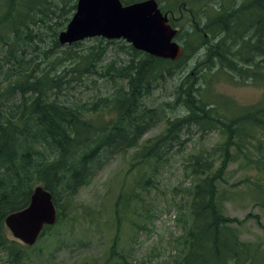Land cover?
<instances>
[{"label":"trees","instance_id":"obj_1","mask_svg":"<svg viewBox=\"0 0 264 264\" xmlns=\"http://www.w3.org/2000/svg\"><path fill=\"white\" fill-rule=\"evenodd\" d=\"M49 1L58 11L54 15L59 23L53 31L55 44H44L40 53L46 60L51 58L52 67L64 56L78 67L81 62L84 72L96 67L88 86L92 94H85L76 79L56 78V70L50 75L38 72L31 66L32 59H17L18 42L30 40L32 27L43 22ZM76 1L0 0V45L8 51L3 61L16 64L9 87L0 89V256L6 257L7 264L22 262V246L6 236L4 219L28 204L36 186L51 194L58 221L78 189L113 155L133 150V166L149 169L165 161L175 146L181 151L195 131L201 135L215 131L221 142L209 151L188 154L185 161L193 181L187 188L189 224L184 228L179 264H260V249L241 242L229 225L234 218L224 216V204L234 193L222 185L228 166L237 163L244 176L240 183L264 198V95L253 105L239 106L209 89L216 75L243 83L249 73L251 82L264 88V0H243L236 8L224 0H204L219 7L210 16L203 13L195 25L192 17L203 0H156L163 13L177 15L182 22L177 26L170 19L178 28L175 39L184 40L175 60L102 38L84 48L82 42L60 45L57 33L69 22ZM184 15L189 19L184 20ZM194 42L206 47L205 57L195 58L189 73L177 77L172 102L159 107L144 103L158 88L156 83L168 82L192 62ZM109 51L113 56L104 61ZM124 56L129 57L120 60ZM239 63L247 68L238 67ZM111 82L117 85L109 94L103 84ZM11 93L18 95V101L9 104ZM69 96H78L80 105L59 101ZM177 106L184 114L168 118L160 135L140 144L148 129L166 117L165 109ZM107 114L114 118L104 121ZM52 227H45L40 236Z\"/></svg>","mask_w":264,"mask_h":264},{"label":"rangeland","instance_id":"obj_2","mask_svg":"<svg viewBox=\"0 0 264 264\" xmlns=\"http://www.w3.org/2000/svg\"><path fill=\"white\" fill-rule=\"evenodd\" d=\"M224 1L236 8L243 0ZM198 5L195 9V17H192V25L199 22L203 13L210 16L219 7L216 2L204 0ZM205 5H208L207 9ZM158 6L160 8V3ZM55 10L49 1V8L44 12L43 22L32 27L30 40L21 39L18 42L17 59H32L31 66H34L38 72H46L50 75L56 70L58 73L56 78L60 77L67 81L76 79L73 81L79 83L85 94H92L94 90L88 86L95 77L96 67L91 65L89 68L91 71L87 72L84 69V72L81 62L78 67L66 56L52 67L51 58L46 60L47 56H42L40 53L44 44L48 46L55 44L53 31L57 30L59 23L54 15L58 11ZM167 16L169 25L178 32L177 26L182 23L181 19L176 18L177 15L171 17L167 14ZM171 18L177 26L170 23ZM183 19L187 20L189 16L184 15ZM66 25L59 30V33L66 28ZM189 28L186 30L189 31ZM43 31L45 34L42 33ZM175 36L173 40L180 45L181 54L184 40L183 42L180 39L176 40ZM95 38L102 37L78 41L84 43L80 47H86L87 43L94 44ZM87 40L89 41L86 42ZM112 40L129 45L124 39ZM213 41L216 42V39ZM192 45H196L195 51L190 54L192 62L183 66L182 71L175 73L168 82L161 80L156 83L158 88L144 99V103L159 107L172 102L177 77L182 73H189L195 58L202 60L205 57L206 47L196 42ZM236 48L237 46H234L231 52L234 53ZM112 56L113 53L109 51L104 61ZM128 57L124 56L120 60H126ZM5 59H8L7 48L5 45H0V89L6 90L9 87V74L13 72L12 68L16 64L13 61H3ZM237 66L247 68L241 63ZM101 75H104V71ZM250 75L251 73L244 78L243 83L230 82L225 74L216 75L212 77L209 91L226 96L239 106L253 105L262 99L264 88L252 83ZM199 76H196V79H199ZM103 85L110 94L117 84L111 82L108 86ZM77 93L78 91L74 94ZM97 96L95 95L94 98H98ZM16 101H18V95L11 93L9 104ZM59 101L72 105H80L79 102H81L78 96H69ZM176 113L184 114L183 108L181 106L173 109L166 108V117L148 129L139 143L152 141L160 135L166 120ZM107 117L104 119L106 122L114 118L112 114H107ZM188 138L181 151L175 146L165 161L157 163L155 167L148 166L149 169H137L133 166L131 159L133 150L113 155L94 174L87 185L78 189L69 208L63 211L64 215L50 230L46 231L31 247L21 245L23 257L19 264H179L178 258L184 248L182 245L184 228L189 224L187 188L191 180L193 181L186 172L187 155L209 151L221 142L215 131L202 135L195 131ZM243 177L237 163L230 164L225 171L222 187L233 192L234 196L225 202L224 216L229 219L234 218L235 221L230 222L229 225L238 232L241 242H247L250 246L260 249L261 253L257 259L260 264H264V198L262 199L256 190L240 183ZM233 185L235 186L232 187ZM4 231L9 239H13L6 225ZM5 260L6 257L1 255L0 264H7Z\"/></svg>","mask_w":264,"mask_h":264},{"label":"water","instance_id":"obj_3","mask_svg":"<svg viewBox=\"0 0 264 264\" xmlns=\"http://www.w3.org/2000/svg\"><path fill=\"white\" fill-rule=\"evenodd\" d=\"M174 35L153 0L125 7L119 0H79L66 31L60 34V41L72 43L91 36L107 39L122 36L156 57L175 58L178 48L172 41ZM55 220L50 194L36 188L29 205L8 216L6 224L14 238L32 245L42 228Z\"/></svg>","mask_w":264,"mask_h":264},{"label":"bare ground","instance_id":"obj_4","mask_svg":"<svg viewBox=\"0 0 264 264\" xmlns=\"http://www.w3.org/2000/svg\"><path fill=\"white\" fill-rule=\"evenodd\" d=\"M78 1H79V0L76 1V8H75L74 13H76V11H77V4H78ZM119 1H120L121 5H122L123 7H125V6H128V5H132V4H136V3H141V2H144V1H148V0H142V1L133 2V3H130V4H123L121 0H119ZM153 1L156 3V8H157V10H158L163 16L165 15V17H166V23H167V25L169 26V28H170L171 30H173V31L175 32V34H176L177 30L174 29V28H172V27L169 25V23H168V16H167V14H166V13H163V12L160 10V8H159L158 3H157L156 0H153ZM74 13H73V14H74ZM202 15H203V14H202ZM204 15H205V14H204ZM72 17H73V15L71 16V18H72ZM71 18H70V20H71ZM70 20H69V22H70ZM69 22L67 23V25L69 24ZM67 25H66V28H67ZM66 28H65L64 30H62V31L58 34V41H59L58 43H60V44H71V43H63V42L60 41V34H61L62 32H65V31H66ZM174 36H175V35H174ZM174 36H173V38H174ZM91 37H102V36H91ZM91 37H86V38H91ZM86 38H84V39H86ZM102 38H104V37H102ZM173 38H172V41L175 42V41L173 40ZM84 39H81V40H84ZM113 39H124V40L127 41L130 45H132L136 50H140V51H143V52H145V53H147V54L153 55L152 53H150L149 51H147V50H145V49H139V48H136V47L131 43V41H128L126 38H124V37H122V36H120V37H116V38H113ZM51 40H52V39H51ZM81 40H77V41H75V42H78V41H81ZM108 40H112V39H108ZM145 41H146V40H145ZM75 42H72V43H75ZM175 45H176L177 48H178V56H179V54H180V52H181L180 45H179L177 42H175ZM153 56H154V55H153ZM178 56H177V57H178ZM177 57H175V58H165V59L175 60ZM197 76H198V75H197ZM36 188H41L43 191L48 192L46 189H44L43 186H41V185L36 186V187L33 189L32 193H31V196H30V199H29L28 204H27L24 208H26V207L29 205V203H30V201H31V198H32V196H33V194H34ZM48 193H49V192H48ZM49 194H50V193H49ZM50 197H51V194H50ZM51 201H52V198H51ZM52 204H53V201H52ZM24 208H22V209H24ZM22 209H20V210H22ZM20 210H18V211H20ZM18 211L11 212L10 214H8V215L5 217V219H4V224H5L6 226H7V224H6V219L8 218V216H10L11 214H13V213H15V212H18ZM7 227H8V226H7ZM8 229H9V227H8ZM9 230H10V229H9ZM10 232H11V231H10Z\"/></svg>","mask_w":264,"mask_h":264}]
</instances>
